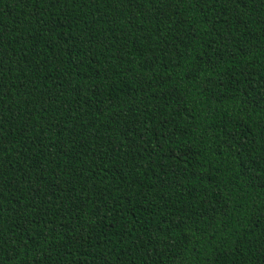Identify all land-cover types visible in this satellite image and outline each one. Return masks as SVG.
Listing matches in <instances>:
<instances>
[{
    "label": "trees",
    "instance_id": "16d2710c",
    "mask_svg": "<svg viewBox=\"0 0 264 264\" xmlns=\"http://www.w3.org/2000/svg\"><path fill=\"white\" fill-rule=\"evenodd\" d=\"M0 264H264V0H0Z\"/></svg>",
    "mask_w": 264,
    "mask_h": 264
}]
</instances>
